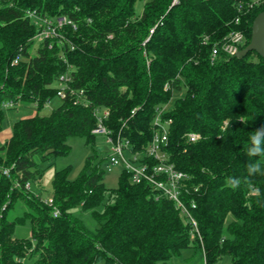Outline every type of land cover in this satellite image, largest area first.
<instances>
[{
    "label": "trees",
    "instance_id": "16d2710c",
    "mask_svg": "<svg viewBox=\"0 0 264 264\" xmlns=\"http://www.w3.org/2000/svg\"><path fill=\"white\" fill-rule=\"evenodd\" d=\"M135 1L0 0V130L9 111L35 105L32 115L12 120L0 142V264H170L188 247L201 250L203 264L224 254L230 264H264V176L247 173L249 163L264 158L245 155L249 137L264 126V59L253 50L237 56L220 48L236 30L244 36L240 48L249 42L264 0H144L140 14ZM31 10L66 15L76 27L65 25L60 40L36 43ZM66 70L87 104L66 96L40 114ZM181 86L162 114L171 118L165 148L189 175V187L198 185L187 195L196 202L198 235L191 236L171 200L147 182H132L125 168L116 186H105L94 150L76 177H68L70 165L54 170L51 204L24 186L40 178L37 161L68 153L67 137L93 142L95 108L108 110L112 136L141 150L155 113ZM189 132L199 137L190 140ZM229 177L242 178L241 185L226 186ZM76 205L91 210L93 230L71 212Z\"/></svg>",
    "mask_w": 264,
    "mask_h": 264
},
{
    "label": "built area",
    "instance_id": "2783aa9c",
    "mask_svg": "<svg viewBox=\"0 0 264 264\" xmlns=\"http://www.w3.org/2000/svg\"><path fill=\"white\" fill-rule=\"evenodd\" d=\"M173 0L172 2H176ZM261 0H251L249 5L259 3ZM28 16L36 25V32L32 39L37 43L46 39L65 38L62 29L65 25L75 28V23L66 15L42 16L35 10L27 11ZM244 36L241 31H233L223 38L220 48L226 53L240 55V44L243 42ZM70 42V41H69ZM71 43V42H70ZM50 45V44H49ZM72 47V45H71ZM218 52V48L214 46L211 50V58ZM21 59L18 54L12 60L17 63ZM71 74L69 70L61 72L56 79V96L60 99L66 96L72 98L73 103L87 104V99L83 89H74L70 86ZM12 102L4 103V106L11 105ZM165 110L163 107L155 113L152 119V135L150 140L142 147L141 150H132L130 140L119 133L114 137L111 130L105 125L104 120L108 115L106 108L96 109V123L91 129L94 134H102L106 143L110 148L109 162L117 163L122 161L124 168L129 173L132 182H147L150 188L157 190L159 194L164 195L171 200L180 214L188 221L191 226V236L197 234L196 219L191 212L195 208L196 202L188 197L189 190L197 191L198 185H188L189 175L169 161L168 152L166 151L168 126L171 122L170 117H163ZM190 140L199 137L196 132L187 133ZM25 187H30V183L26 182ZM51 204V198L45 200ZM57 213V208H53V214Z\"/></svg>",
    "mask_w": 264,
    "mask_h": 264
},
{
    "label": "rangeland",
    "instance_id": "374dc122",
    "mask_svg": "<svg viewBox=\"0 0 264 264\" xmlns=\"http://www.w3.org/2000/svg\"><path fill=\"white\" fill-rule=\"evenodd\" d=\"M144 0H136L134 3V11L135 14H140L142 10ZM36 45L31 47L32 54L35 53ZM56 85V82L54 83ZM184 91V87L181 86L179 89L172 90V95L170 100L163 105L164 110H168L173 106L174 99L182 94ZM60 102V98L54 96L45 105L40 108V114L48 113L53 107L58 105ZM22 105H27L30 107L21 108V111H9L11 115H30L33 114L32 109L35 108V105L31 102L22 103L17 107L16 110ZM35 110V109H34ZM12 117L8 120L11 122ZM6 119H4L5 123ZM67 144L69 145V151L66 154L51 156L47 158L45 161H37L38 168L42 171V174L38 180H32L30 182V190L34 192L36 195L42 200H48L51 196V179L54 170L61 168L65 165H70L71 170L69 172L68 177L74 178L79 173L80 169L83 167L85 157L91 153L92 150L96 152V156L93 161L99 165V167L103 170L102 181L107 187H114L117 184V178L119 172L124 168V164L122 161L117 163L109 162V155L111 153L109 145L106 143L105 138L102 134H95L93 142L86 143L82 136L71 135L67 137ZM98 209H102V204H100ZM71 212L80 217L84 224L90 228L94 229L97 226L96 220L91 215L90 209H82L80 206L76 205L71 208ZM17 233L19 234H28V230L24 226H17ZM30 262V259L27 261ZM168 262L170 264H203V256L200 249L193 250L191 247L185 248L181 251L179 256L171 257ZM156 264H159L157 262ZM217 264H230V257L226 254L222 255Z\"/></svg>",
    "mask_w": 264,
    "mask_h": 264
},
{
    "label": "clouds",
    "instance_id": "9594fccd",
    "mask_svg": "<svg viewBox=\"0 0 264 264\" xmlns=\"http://www.w3.org/2000/svg\"><path fill=\"white\" fill-rule=\"evenodd\" d=\"M242 124H247V121H240ZM250 144L246 149L245 155L249 157H262L264 158V126L256 129L255 132L249 137ZM247 173L249 177L255 175L264 176V159L257 160L249 163L247 166ZM226 186L231 187L233 190L237 189L241 183L242 178L229 177L226 181ZM258 194V190H257Z\"/></svg>",
    "mask_w": 264,
    "mask_h": 264
},
{
    "label": "water",
    "instance_id": "95a60500",
    "mask_svg": "<svg viewBox=\"0 0 264 264\" xmlns=\"http://www.w3.org/2000/svg\"><path fill=\"white\" fill-rule=\"evenodd\" d=\"M255 51L264 59V9L260 10L251 23L249 42L240 50V55L248 51Z\"/></svg>",
    "mask_w": 264,
    "mask_h": 264
},
{
    "label": "crops",
    "instance_id": "0c3cea01",
    "mask_svg": "<svg viewBox=\"0 0 264 264\" xmlns=\"http://www.w3.org/2000/svg\"><path fill=\"white\" fill-rule=\"evenodd\" d=\"M23 107L26 108V107H30V106L22 105L19 108V110H15V111H17V113H18V111H21V108H23ZM34 109H32V112H35ZM30 115H32V114H30ZM19 116H27V115H21L20 114ZM11 117H12V120H13L14 118H16L18 116L16 114L15 115H11L9 112L6 114V117H5L6 121H5L4 125H3V128L0 130V142H3L6 138H8L10 136V133H11L10 125H11L12 120H11V122H9L8 120Z\"/></svg>",
    "mask_w": 264,
    "mask_h": 264
}]
</instances>
